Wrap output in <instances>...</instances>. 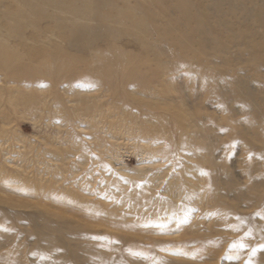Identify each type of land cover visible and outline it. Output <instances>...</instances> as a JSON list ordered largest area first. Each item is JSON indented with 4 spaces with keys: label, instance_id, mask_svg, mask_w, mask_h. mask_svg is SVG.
Returning <instances> with one entry per match:
<instances>
[{
    "label": "rangeland",
    "instance_id": "1",
    "mask_svg": "<svg viewBox=\"0 0 264 264\" xmlns=\"http://www.w3.org/2000/svg\"><path fill=\"white\" fill-rule=\"evenodd\" d=\"M139 34L34 54L0 38V264H264V205L237 197L264 174L260 142L228 131L181 54L145 65Z\"/></svg>",
    "mask_w": 264,
    "mask_h": 264
},
{
    "label": "bare ground",
    "instance_id": "2",
    "mask_svg": "<svg viewBox=\"0 0 264 264\" xmlns=\"http://www.w3.org/2000/svg\"><path fill=\"white\" fill-rule=\"evenodd\" d=\"M2 28L7 32H0V38H14L16 44L32 54L31 42L44 45L58 39L66 46L55 47L61 52L68 53L70 49L87 52L100 50L103 44H114L128 29L140 30L137 37L139 49L145 55L143 63L149 64L152 58L149 53L155 47L153 59L161 60L167 54L165 64L169 66L176 65L175 60L181 54L184 61L194 66L197 84L206 91L205 98H212L215 92L225 112L233 118L227 124L228 131L260 142L256 156L258 165L264 168V84L254 82L257 81L254 74L262 69L249 65L253 59H264V0H0ZM168 42L176 47H170ZM241 64L247 65L241 68L243 71L238 70ZM234 101L239 103L237 107L230 104ZM242 114L245 117L241 124ZM215 166L214 161L212 167ZM250 181L254 183L248 187L251 193L238 191L237 197H256L264 205V174L251 177ZM210 186L223 198L215 180ZM260 190L263 192L255 193ZM242 224L250 226L248 221L242 220ZM125 231L129 229L122 230ZM257 233L261 235L259 230ZM141 237L128 239L139 248L136 239ZM118 238L123 242L127 236Z\"/></svg>",
    "mask_w": 264,
    "mask_h": 264
}]
</instances>
